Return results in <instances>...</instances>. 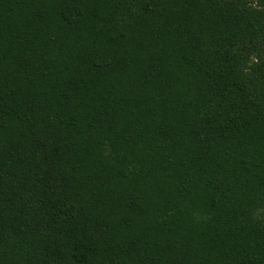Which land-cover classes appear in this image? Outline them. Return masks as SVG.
Listing matches in <instances>:
<instances>
[{
	"label": "trees",
	"instance_id": "1",
	"mask_svg": "<svg viewBox=\"0 0 264 264\" xmlns=\"http://www.w3.org/2000/svg\"><path fill=\"white\" fill-rule=\"evenodd\" d=\"M0 264H264V0H0Z\"/></svg>",
	"mask_w": 264,
	"mask_h": 264
}]
</instances>
